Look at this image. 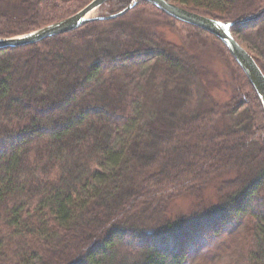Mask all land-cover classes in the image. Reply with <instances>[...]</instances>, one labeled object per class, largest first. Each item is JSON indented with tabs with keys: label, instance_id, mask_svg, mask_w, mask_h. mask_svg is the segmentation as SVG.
I'll list each match as a JSON object with an SVG mask.
<instances>
[{
	"label": "trees",
	"instance_id": "obj_1",
	"mask_svg": "<svg viewBox=\"0 0 264 264\" xmlns=\"http://www.w3.org/2000/svg\"><path fill=\"white\" fill-rule=\"evenodd\" d=\"M0 0V37L43 28L83 9L65 0ZM133 0H108L110 13ZM236 22L264 73V0H172ZM139 1L116 18L37 43L0 48V264H264V109L225 44L239 76L236 96L194 112L185 58L155 37ZM259 14V15H258ZM155 46H154V45ZM156 61L163 105L143 119L133 72ZM19 71V74L17 72ZM244 106L248 124L220 129ZM217 204L203 192L214 177ZM191 194L189 214L171 203ZM201 198V199H200ZM236 244L239 245L235 249Z\"/></svg>",
	"mask_w": 264,
	"mask_h": 264
},
{
	"label": "rangeland",
	"instance_id": "obj_2",
	"mask_svg": "<svg viewBox=\"0 0 264 264\" xmlns=\"http://www.w3.org/2000/svg\"><path fill=\"white\" fill-rule=\"evenodd\" d=\"M69 3V8L82 0H65ZM134 1V0H133ZM132 1V2H133ZM172 1V0H170ZM131 2V3H132ZM173 2V1H172ZM3 6L14 11L17 7V0H2ZM175 3V2H174ZM177 4V3H176ZM19 6V5H18ZM135 6V5H134ZM110 4L105 3L89 16L90 18L104 17L110 13ZM143 19L147 21L146 28L161 41L183 51L187 55L185 58H195L196 72L189 70L187 64H183L182 73L188 72L192 91V102L190 107L194 112L208 109L212 106L229 103L235 96L240 86L239 76L231 57L225 51L220 41L209 35L205 31H197L182 22H175L172 19L158 15L151 9H139ZM32 32V31H31ZM252 55L257 54L250 41L243 38L239 41ZM154 45V44H153ZM155 46V45H154ZM165 70L161 63L152 61L133 72V95L143 108V119L147 118L150 111L157 105H163L162 85L165 79ZM19 74V71L17 72ZM235 112H225L218 122L220 129L235 127L238 124H248V113L244 106L238 107ZM233 174L214 177L203 192L204 204L207 207L217 204L216 185L223 179L231 178ZM201 199V198H200ZM199 198L185 194L171 203L172 215L189 214L195 210ZM239 245L236 244L235 249ZM231 255L227 252L222 258L221 264H227L231 260ZM242 264L244 260H241Z\"/></svg>",
	"mask_w": 264,
	"mask_h": 264
},
{
	"label": "water",
	"instance_id": "obj_3",
	"mask_svg": "<svg viewBox=\"0 0 264 264\" xmlns=\"http://www.w3.org/2000/svg\"><path fill=\"white\" fill-rule=\"evenodd\" d=\"M107 1L108 0H92L79 12L43 28L9 38L0 37V48L17 47L37 43L45 38L75 30L93 19L116 18L128 12L139 1H147L157 6L165 14L181 22L191 24L208 31L219 38L250 79L259 98L261 99L264 109V73L253 55L235 37L232 27L236 22L223 21L217 18L204 16L190 11L189 9L170 0H134L127 8L115 14L97 18L89 17V14L92 11L98 9L103 4L107 3Z\"/></svg>",
	"mask_w": 264,
	"mask_h": 264
},
{
	"label": "bare ground",
	"instance_id": "obj_4",
	"mask_svg": "<svg viewBox=\"0 0 264 264\" xmlns=\"http://www.w3.org/2000/svg\"><path fill=\"white\" fill-rule=\"evenodd\" d=\"M145 2H147V1H145ZM87 5H88V4H87ZM94 11H95V10H94ZM94 11H92V12H94ZM92 12H91V13H92ZM91 13L89 14V16L91 15ZM114 14H115V13H114ZM109 15H111V14H109ZM107 16H108V15H107Z\"/></svg>",
	"mask_w": 264,
	"mask_h": 264
}]
</instances>
